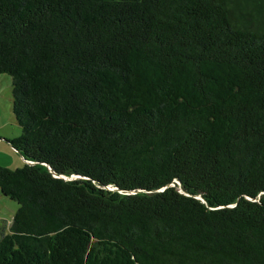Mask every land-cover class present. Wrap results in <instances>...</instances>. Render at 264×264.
Returning a JSON list of instances; mask_svg holds the SVG:
<instances>
[{
	"label": "trees",
	"instance_id": "16d2710c",
	"mask_svg": "<svg viewBox=\"0 0 264 264\" xmlns=\"http://www.w3.org/2000/svg\"><path fill=\"white\" fill-rule=\"evenodd\" d=\"M4 71L0 264H264V0H0Z\"/></svg>",
	"mask_w": 264,
	"mask_h": 264
},
{
	"label": "rangeland",
	"instance_id": "374dc122",
	"mask_svg": "<svg viewBox=\"0 0 264 264\" xmlns=\"http://www.w3.org/2000/svg\"><path fill=\"white\" fill-rule=\"evenodd\" d=\"M21 132L22 127L12 111V76L6 71L0 72V164L15 168L28 161L8 140ZM18 205L16 199L0 192L1 231L10 230V221Z\"/></svg>",
	"mask_w": 264,
	"mask_h": 264
},
{
	"label": "water",
	"instance_id": "95a60500",
	"mask_svg": "<svg viewBox=\"0 0 264 264\" xmlns=\"http://www.w3.org/2000/svg\"><path fill=\"white\" fill-rule=\"evenodd\" d=\"M72 176L77 177V176H79V174H72L70 177H72Z\"/></svg>",
	"mask_w": 264,
	"mask_h": 264
},
{
	"label": "crops",
	"instance_id": "0c3cea01",
	"mask_svg": "<svg viewBox=\"0 0 264 264\" xmlns=\"http://www.w3.org/2000/svg\"><path fill=\"white\" fill-rule=\"evenodd\" d=\"M0 137H1V136H0ZM28 161H29V160H28ZM0 192H1V190H0ZM1 193H2V192H1ZM2 194H3V193H2ZM11 221H12V220H11ZM11 221H10V223H11ZM4 230H5V229H4ZM5 231H6V230H5ZM1 232H2V231H1V229H0V235H1Z\"/></svg>",
	"mask_w": 264,
	"mask_h": 264
}]
</instances>
